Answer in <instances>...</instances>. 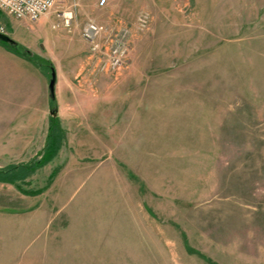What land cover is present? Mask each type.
I'll use <instances>...</instances> for the list:
<instances>
[{"label": "rangeland", "instance_id": "1", "mask_svg": "<svg viewBox=\"0 0 264 264\" xmlns=\"http://www.w3.org/2000/svg\"><path fill=\"white\" fill-rule=\"evenodd\" d=\"M0 22V264H264V0Z\"/></svg>", "mask_w": 264, "mask_h": 264}, {"label": "built area", "instance_id": "2", "mask_svg": "<svg viewBox=\"0 0 264 264\" xmlns=\"http://www.w3.org/2000/svg\"><path fill=\"white\" fill-rule=\"evenodd\" d=\"M56 0H0V11L6 15H10L18 20L35 22L42 16L47 14L55 5ZM105 0H101V4ZM64 22L68 23V18L65 14L62 15ZM101 30V27L87 22L82 29V34L85 38H93L96 33ZM0 33H5V27L0 22Z\"/></svg>", "mask_w": 264, "mask_h": 264}, {"label": "trees", "instance_id": "3", "mask_svg": "<svg viewBox=\"0 0 264 264\" xmlns=\"http://www.w3.org/2000/svg\"><path fill=\"white\" fill-rule=\"evenodd\" d=\"M2 42H4L5 45H9V46H12V47H16L17 46V44H14V41L13 42L2 41ZM53 100H54V97H51L50 98V102L52 103ZM58 124H59L58 121L52 117L51 123H50L51 127H54L55 129L59 128ZM55 129L53 131H55ZM58 135H59V133H57V131H55L54 134H52V138H51L50 144H49V146L47 148L48 150L46 151L47 153H45L44 156L41 158L42 160L40 159V161H39L40 163H38L39 165L43 164L44 162H46L47 160L50 159V156L53 154L54 150L58 146V140H59V136ZM8 175H9V171L6 172L5 174H2L0 176V181H6V182H9V183L12 182L13 180L11 178H8L7 177Z\"/></svg>", "mask_w": 264, "mask_h": 264}, {"label": "water", "instance_id": "4", "mask_svg": "<svg viewBox=\"0 0 264 264\" xmlns=\"http://www.w3.org/2000/svg\"><path fill=\"white\" fill-rule=\"evenodd\" d=\"M0 40L5 42H13V39H11L8 35L1 33H0ZM55 80H56V73L55 70L52 69L48 81V91L50 97H54ZM52 114L54 115V112Z\"/></svg>", "mask_w": 264, "mask_h": 264}, {"label": "crops", "instance_id": "5", "mask_svg": "<svg viewBox=\"0 0 264 264\" xmlns=\"http://www.w3.org/2000/svg\"><path fill=\"white\" fill-rule=\"evenodd\" d=\"M2 48L5 50V53H7V58L9 57V60L11 62H16L19 63L21 65H27V66H33L32 64H30V62L28 60H25L24 58L20 57L19 55H17L16 53H12L11 50L6 49L5 47L2 46ZM16 54V55H15ZM9 55V56H8ZM49 103V97H48V102Z\"/></svg>", "mask_w": 264, "mask_h": 264}]
</instances>
